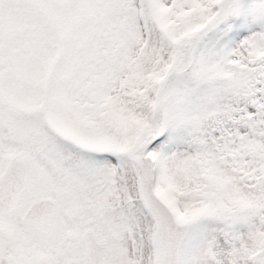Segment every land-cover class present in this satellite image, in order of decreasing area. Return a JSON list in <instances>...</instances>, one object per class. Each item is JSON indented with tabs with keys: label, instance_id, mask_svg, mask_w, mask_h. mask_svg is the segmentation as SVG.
Returning <instances> with one entry per match:
<instances>
[{
	"label": "snow or ice",
	"instance_id": "1",
	"mask_svg": "<svg viewBox=\"0 0 264 264\" xmlns=\"http://www.w3.org/2000/svg\"><path fill=\"white\" fill-rule=\"evenodd\" d=\"M0 264H264V0H0Z\"/></svg>",
	"mask_w": 264,
	"mask_h": 264
}]
</instances>
